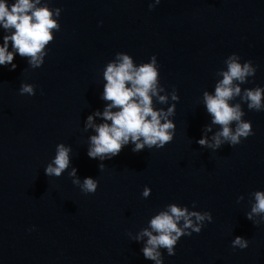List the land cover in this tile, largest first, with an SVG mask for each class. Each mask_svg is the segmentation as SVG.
Returning <instances> with one entry per match:
<instances>
[{
    "label": "water",
    "instance_id": "1",
    "mask_svg": "<svg viewBox=\"0 0 264 264\" xmlns=\"http://www.w3.org/2000/svg\"><path fill=\"white\" fill-rule=\"evenodd\" d=\"M44 4L63 11L43 66L32 69L17 55L14 71L0 67V264H154L135 237L167 204L191 208L193 202L194 210L210 211L213 222L182 237L174 256L164 253L165 264H264V217H253L258 226L246 217L249 194L264 190V111H250L244 99L246 89L264 87V0ZM118 52L137 64L157 56L161 95L169 99H154V106L166 110L178 90L175 137L162 149L134 153L125 147L103 161L101 171V162L87 155L94 132L84 122L103 111V69ZM232 53L257 66L246 83L234 81L241 93L229 101L241 105L254 135L214 152L197 143L206 125L209 139L220 130L203 94L214 93ZM22 82L36 85V94L20 95ZM58 143L72 147L78 177L99 181L95 194L74 185L70 169L58 178L45 174ZM145 186L151 188L147 199ZM236 236L249 246L233 249Z\"/></svg>",
    "mask_w": 264,
    "mask_h": 264
},
{
    "label": "clouds",
    "instance_id": "2",
    "mask_svg": "<svg viewBox=\"0 0 264 264\" xmlns=\"http://www.w3.org/2000/svg\"><path fill=\"white\" fill-rule=\"evenodd\" d=\"M159 3L160 0H156V4ZM155 6L149 4L150 9ZM62 11L60 7L52 9L47 4L42 5V0H0V30L3 31L0 37V67L14 71L18 66L13 62L17 55L26 58L32 69L42 67L55 33L61 30ZM225 64L226 69L221 72L223 78L217 81L214 93L205 91L203 94L204 107L212 118L211 123L219 125L220 130L209 139L206 133L211 131V126L206 125L197 140L201 147L211 148L214 152L225 143L234 147L254 135L252 122L243 119L246 113L241 105H230L229 101L241 93V87L234 81L246 83L248 77L256 75L257 66L251 60L242 63L236 53L229 55ZM103 80L100 95V99L106 102L103 111L92 112L84 122L85 130L94 132L88 139L87 155L101 162L99 170L105 168L103 161L113 159L130 145L132 152L139 153L146 148L162 149L173 141L176 124L171 117L175 115L176 102L180 97L174 88L171 96L173 103L166 110L154 106V99L160 104H167L169 99L167 95H161L164 87L160 82L156 55H152L147 62L137 64L131 55L118 52L104 66ZM19 94L34 96L36 85L22 82ZM244 99L250 111H264V87L246 89ZM98 118L100 123L96 122ZM71 153L70 145L58 143L54 156L44 168L45 174L58 178L70 169L68 175L74 178L72 183L86 195L95 194L99 181L91 176L78 177V169L71 163ZM141 195L147 199L151 188L145 186ZM249 195L252 203L246 217L258 226L253 217H264V190H255ZM243 199V196L238 197L237 203ZM196 207L195 202L191 208L170 203L149 219L148 227L135 237L137 242L143 241L140 251L145 260L165 264L164 253L174 256L182 237L199 234L206 223L213 222L210 211L194 210ZM144 237H147L146 241ZM231 244L233 249L243 250L249 246V241L236 236Z\"/></svg>",
    "mask_w": 264,
    "mask_h": 264
}]
</instances>
